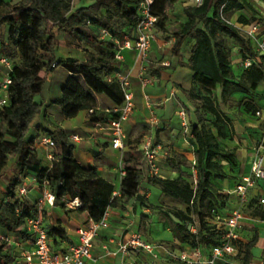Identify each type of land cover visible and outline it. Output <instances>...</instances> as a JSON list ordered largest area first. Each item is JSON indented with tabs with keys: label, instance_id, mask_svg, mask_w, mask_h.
<instances>
[{
	"label": "trees",
	"instance_id": "trees-1",
	"mask_svg": "<svg viewBox=\"0 0 264 264\" xmlns=\"http://www.w3.org/2000/svg\"><path fill=\"white\" fill-rule=\"evenodd\" d=\"M224 1L204 0L201 5L189 6L187 20L174 32L176 47L188 37L195 38L186 65L192 70L195 83L188 95L199 102L194 111L198 123L193 124L191 130L196 173L188 167L187 155L175 152L169 164L177 175L162 178L148 174L147 181L185 208L165 209L163 205L143 202L148 208L165 211L171 218L172 231L181 244V251L199 247L204 254L220 244L225 233L211 223L212 211L226 216L239 204L235 193H225L217 185V181L230 176L238 164L235 151L223 146L225 140L233 139L235 131L231 117L221 109L220 99L235 93L247 96L239 105L245 114L254 118L261 105L252 95L259 92L264 82V69L257 63L244 68L239 77L232 70L231 50L223 35L240 43L243 59L254 57L257 52L240 28L222 15V12L249 10L250 3L232 0L221 11ZM142 2L95 0L88 6L75 8L73 0H0V28L5 26V32L0 35V55L13 63L12 83L7 89L8 103L0 112V178L13 159L17 172V178L9 181V189L0 202V226L34 240L27 218L36 214V202L20 196L18 191L28 176H33L41 188L47 181L48 189L56 195V203L66 205V201L79 198L82 205L78 209L88 211L94 220L101 219L107 209L139 196L142 190L139 169H126L120 180L119 194L114 195L116 185L103 178L97 166L80 164L75 154V140L63 128L50 125L47 105L41 97L46 95L52 73L65 70L67 77L61 87V96L52 101L64 117L71 118L88 110L90 121L103 126L118 118L117 111L98 109L97 95L105 94L118 105L124 101L120 81L110 79L118 64V45L114 40L122 39L124 34L135 36ZM177 3L178 0H154L150 8L157 16L156 29L167 30L169 12L176 9ZM238 22L246 24L249 19L242 14ZM103 30L108 34L104 36ZM63 36L76 46H84L85 57H59L57 51ZM204 113L211 115L210 126L205 124L208 117ZM34 127L38 133H31ZM146 132L144 128L133 140L125 141L129 146L122 155L125 162H139L143 158L141 143ZM41 136L54 140L50 148L54 159L49 162L39 152ZM219 159L225 160L227 166ZM253 206L255 209L250 213L264 219L262 204L247 203L242 209L247 212ZM195 221L198 222L196 233L190 230ZM44 227L52 237L62 231L52 226ZM256 241L257 234L244 245L243 258H238L240 264L251 262V250ZM0 264L24 262L8 242H3ZM164 264L183 263L169 258Z\"/></svg>",
	"mask_w": 264,
	"mask_h": 264
},
{
	"label": "crops",
	"instance_id": "crops-1",
	"mask_svg": "<svg viewBox=\"0 0 264 264\" xmlns=\"http://www.w3.org/2000/svg\"><path fill=\"white\" fill-rule=\"evenodd\" d=\"M94 1L78 0L74 7L88 6ZM181 1H184L182 4L186 6V11L189 6L196 5L194 0H178L177 5ZM247 11L237 10L230 12L233 14V17H229L230 21H228L233 24V21L235 23L237 22L235 25L243 29L249 28L257 21L260 22L262 29H264V20L257 18L251 21L246 14ZM177 12V6L174 11L169 12L166 31L156 29L157 38L153 42L146 58L143 60L138 58V51L136 49L125 48L121 51L123 59L118 60V64L114 70V72L117 69L130 72L131 84L135 94L134 111L124 123L127 136L126 140H133L134 137L146 128L147 132L145 136L149 135L156 141H158V138L162 139L163 141H158V143H161L165 149L170 151L169 155H160L158 158L160 168L159 176L162 178H173L176 174V171L169 164V158L174 155L173 152L183 153L187 155L188 159L193 161L196 158L194 153L193 157H190L187 152L180 150V147L184 144L183 140H185L182 135V133H186L185 128L182 127L185 126V116L191 119V109H196L194 108L193 100L188 95V91L195 86L193 72L186 65L191 47L195 43V38L188 37L177 47L175 46L176 37L174 32L181 27L175 28L170 23L172 20L183 23L188 18V15L186 17H171V14H176ZM242 14L249 19L248 23L238 22V18ZM158 31L169 37L162 39L159 36L158 38ZM126 35L124 34L122 39ZM244 37L247 38L245 35ZM83 48L84 46H76L68 37L63 36L57 54L61 58L70 56L83 58L85 57ZM6 71V68L0 65V78L4 76ZM66 77L67 73L65 70H57L52 73L48 79L46 95L41 97V100L47 105L49 115L47 121H49L50 125L53 124L63 128L71 138L75 135L78 136L79 140H75L77 145L75 154L78 161L85 167L97 166L99 174L116 185L114 195L119 194L120 180L125 175L124 172L126 173L127 168L139 169L140 175L142 176V190L138 197L127 203L124 202L117 207L109 208V226L100 230L99 235L94 241L92 249L93 257L88 259L86 264H146L140 261L141 259L137 255L138 251H141L140 253L149 260L148 263L150 264H164L169 258L176 259L172 256V253L180 252L181 250L179 248L181 244L174 236L172 229H170L168 239L170 244L163 240V242L157 244L143 234L144 238L155 246V252L158 254V257H154L145 250L131 251L128 255L115 253L117 241L129 235L131 233L130 230H134L135 221L147 220V218H150V212L155 211L144 206L143 202L148 201L155 205H163L161 201L162 196H168L162 193L160 187L147 181L149 169L144 158L139 162H125L122 159L123 152L129 146L125 145L124 149L113 148L111 145L110 131L105 127H101L99 124L91 122L88 110H82L71 118L63 116L60 108L54 105L52 101L61 96V87L65 83ZM144 77L150 79L147 85H144L142 81ZM261 89L264 90V82L260 85L258 91ZM97 101V107L100 111L115 112L120 107V105L114 103L105 94H98ZM183 103L189 108L187 115L185 110L181 109ZM241 110L242 108L240 107L238 112H241ZM260 111L261 114L254 117L256 120L252 123L253 129L258 131L257 136L262 133L264 134V126H260V124H264V107ZM182 113L185 114L184 117ZM176 119L180 122H177ZM176 130L180 131V136L175 138L173 134ZM235 130L233 139L225 140L223 143L226 149L235 151L238 163L230 176L217 181L218 187L225 193L234 191L242 177L251 173V165L257 152L264 153V144L260 147L261 143L256 145V139L251 141L244 138L243 135L246 134V131L240 132L239 128ZM34 132L38 133L39 130L34 127L31 133ZM244 143L247 144L245 145ZM39 152L42 158L49 162L48 153L50 152V148L46 149L43 145L39 144ZM219 161L227 166L225 160L219 159ZM12 162L13 165L11 167L8 165V169L4 171L0 178V202L5 198L9 189V181L17 178V172L14 171L13 167L15 166L14 159ZM227 168L229 169V167ZM228 173H230V169ZM23 184H26L29 190L26 198L36 202L41 191V187H39L36 179L33 176H28L21 185ZM158 197L159 199H157ZM261 197H264V182L258 180L249 191L248 203L259 205ZM262 206L264 207V205ZM253 209H255L254 206L248 210L249 212H244V218L240 221V254L237 260L238 258H243L244 245L251 241L254 235L257 234V241L252 247L251 251L253 256L249 264H264V219L251 214L250 211ZM131 215H135V219H129ZM90 219L91 216L88 211H82L78 208L71 209L61 202L56 203L54 206L46 205L43 213L44 225L62 230L55 237L49 236L53 251H66L70 244L76 243L78 241V228L88 224ZM33 241L24 238L18 232H12L0 226V245L3 242H8L12 247V251L22 257V260L25 251L32 247Z\"/></svg>",
	"mask_w": 264,
	"mask_h": 264
},
{
	"label": "built area",
	"instance_id": "built-area-1",
	"mask_svg": "<svg viewBox=\"0 0 264 264\" xmlns=\"http://www.w3.org/2000/svg\"><path fill=\"white\" fill-rule=\"evenodd\" d=\"M203 1L204 0H194L196 5H201ZM229 1L232 0H225L222 3L221 11ZM153 2L154 0H143L141 4V19L135 27L134 37L126 35L122 40L119 38L115 39L118 45V52L116 54L118 60L123 59L121 51L125 48L136 49L138 51V58L142 60L147 57L153 42L157 38V16L151 12L150 8ZM240 30H242L247 39L253 43L257 52L256 56H248L244 59V67L248 68L252 64L257 63L264 69V29H262L260 22L256 21L249 28H240ZM102 33L104 36L108 34L106 30H103ZM0 65H3L7 70L4 76L0 78L1 112L8 103L7 89L12 83L10 73L13 68V63L10 58L0 55ZM112 78H116L120 81L124 93V101L116 110L119 112L118 118L112 120L108 126L99 125L110 131L111 145L113 148L124 149L127 139L124 123L134 111L135 94L131 84L130 72L117 69L110 79ZM142 81L144 85H147L150 79L144 77ZM260 114L261 111H257V115ZM182 115L184 117L185 114L182 113ZM184 125H186V123H184ZM185 132H187L186 128ZM72 138L76 141L79 140L76 135ZM39 144L49 149L54 145V140L49 136H41ZM263 144L264 140L261 142L260 147ZM141 149L143 158L149 169V174L151 176H159L160 168L158 165V158L160 155H169L170 151L165 149L161 143H156L149 135L144 136ZM48 157L50 160L54 159L51 152L48 153ZM258 180L264 182V153L262 154L261 152H257L252 162L251 173L243 176L235 190L231 192L238 196V206L226 216L219 215L215 210L212 211L213 217L211 218V223L216 225L217 228L225 231L222 242L214 246L208 254H204L203 250L197 247L191 250L185 249L178 253H172V256L183 264H239L237 260L240 254L239 230L241 228L240 221L244 218L242 206L249 202V191ZM18 191L20 196L26 197L29 191L28 186L23 184L19 187ZM259 203L264 205V197L260 198ZM55 204L56 195L48 189L47 181H44V186L41 188L40 194L36 200L37 212L34 216L27 218L28 229L34 234L35 238L32 247L24 253V264H86V261L93 257L92 249L94 241L99 235L100 230L109 226L110 213L109 209H107L101 219L94 220L91 218L88 224L78 228V241L76 243L70 244L66 251L55 252L50 245L49 235L44 227L43 221V213L46 205L54 206ZM81 205L82 202L79 198L66 201V206L71 209H77ZM190 230L194 233L197 232V221L190 225ZM135 250H145L154 257H158V254L155 252V246L148 242L141 232L130 233L125 238L117 241L115 253L128 255L131 251Z\"/></svg>",
	"mask_w": 264,
	"mask_h": 264
},
{
	"label": "rangeland",
	"instance_id": "rangeland-1",
	"mask_svg": "<svg viewBox=\"0 0 264 264\" xmlns=\"http://www.w3.org/2000/svg\"><path fill=\"white\" fill-rule=\"evenodd\" d=\"M78 0H73V4L76 5ZM250 3L251 8H249V10L247 11V15L249 17V19H251V21L260 18L261 20H264V0H247ZM184 1H181L178 5H177V10L178 12L176 14H171V17H186L187 16V11H186V6H183ZM223 17H225L226 19H228L230 21L229 17H233L232 13H222ZM232 21V20H231ZM234 24H237V22L235 23V21H233ZM178 24V25H177ZM170 25H174L175 28L176 27H181L182 26V22H178V21H173L170 23ZM5 31V26H1L0 28V35ZM162 38V39H166L167 36L164 33H161L158 31V38ZM227 45L229 46L230 50H231V63H232V70L234 72V74L236 75V77H239V75L241 74V71L245 68L244 67V59L242 58L241 54H240V49H241V45L240 43H238L237 41L223 35ZM148 76H150V74H148ZM253 97H255V99L257 100V102L261 105V108L264 107V90L261 89L259 90V92H256L255 94L252 95ZM247 96H243V94L240 93H235L233 96H227L226 98H222L220 99V106L221 109L224 113L228 114L231 117V126L234 129V131H236L235 129L239 128V131H246V134L243 135L244 138H246V140H253L256 139V145L260 144L262 139H264V134L262 133L261 135L259 134V136H257L258 131L253 129V122L254 120H256L255 118H253L250 115L245 114L242 110L241 112L239 111V108L241 107L239 105V102L243 101L244 99H247ZM194 104V108L197 107V105H199V102L197 101H192ZM242 108V107H241ZM182 110H185L186 115L189 112V108L183 103L182 104ZM192 111V117H191V122L190 119L188 118V116H185V126H182L183 128H186L187 132L186 133H182V135L184 136L183 138H185L184 144L180 147V150L187 152V154L190 157H193V147H192V141H191V130L192 127L194 126L193 124H197L198 123V119L194 114V109H191ZM206 115L207 120L205 122V124L207 126H210V119L211 115L209 113H204ZM181 118V117H180ZM177 120V119H176ZM181 120L183 121V119L181 118ZM240 120V121H239ZM179 120H177L178 122ZM180 122V121H179ZM260 126H264V124H260ZM174 137H179L180 136V131L176 130L174 132ZM158 141H163L162 139H157ZM245 145L247 143H244ZM174 154V152H173ZM13 160L10 161L9 163V167H11L13 165ZM195 164L194 161L189 159V163H188V167L190 168V170L193 171V173H196V170L194 168ZM15 168V166H13ZM8 169V167L6 168ZM15 171V170H14ZM234 171V170H233ZM16 172V171H15ZM177 175V173L175 174ZM224 192V191H223ZM159 199V197L157 198ZM232 200L234 201L235 199L232 196ZM159 201V200H158ZM162 204L165 207V209H167V207H172V206H178L182 209L185 208V205L180 204L179 202H177L176 200L169 198V197H163L161 198ZM235 204V201L233 202ZM135 216V215H134ZM134 216H130L129 219L133 220L135 219ZM151 219V221H150ZM172 225L173 222L171 221V218L167 215V213L165 211H151L150 212V218L146 219H142V221L136 220L134 223V230H130L131 233L133 232H141L142 234H144L146 237H148L151 241H155V243H160V242H168L170 244V241H168L169 236H170V229H172ZM163 240V241H162ZM167 240V241H165ZM141 251L137 252V255L139 256V258L141 259L140 261L146 263V264H150L148 263V259L146 257H144V255L142 253H140Z\"/></svg>",
	"mask_w": 264,
	"mask_h": 264
}]
</instances>
